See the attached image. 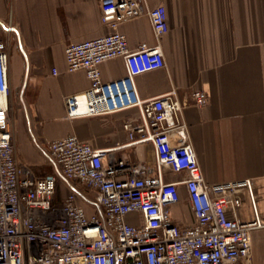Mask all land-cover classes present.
Listing matches in <instances>:
<instances>
[{"label":"built area","instance_id":"1","mask_svg":"<svg viewBox=\"0 0 264 264\" xmlns=\"http://www.w3.org/2000/svg\"><path fill=\"white\" fill-rule=\"evenodd\" d=\"M144 14L160 40L169 30L162 4L101 0V20L111 30L66 46L67 71L85 70L90 87L67 96L65 103L70 118L138 107L143 124L125 126L131 139L151 129L144 139L153 142L155 167L108 156L72 134L47 142L55 173L42 177L16 155L10 53L0 24V264H240L251 257L252 231L264 226L260 218L246 222L238 216L241 189L253 197L251 181L207 183L187 140L184 102L174 90L150 100L139 94L136 76L164 66L162 46L142 42L130 50L127 34L118 27ZM115 57L124 59L126 74L105 81L100 65ZM192 97L199 106L208 101L203 90H194ZM165 167L184 175L166 182ZM62 183L69 192L59 198ZM76 185L98 192V200L83 204ZM180 185L194 215L187 226L176 224L170 212L180 201Z\"/></svg>","mask_w":264,"mask_h":264},{"label":"crops","instance_id":"2","mask_svg":"<svg viewBox=\"0 0 264 264\" xmlns=\"http://www.w3.org/2000/svg\"><path fill=\"white\" fill-rule=\"evenodd\" d=\"M165 7L169 30L160 40L144 14L119 25L130 50L142 42L160 44L164 66L136 76L142 99L173 90L184 102L181 118L187 140L196 152L207 183L249 179L253 197L241 189L238 216L264 221V0H147ZM0 24L8 41L10 76L27 82V115L21 136L15 134L21 164L37 176L55 173L46 150L49 141L76 135L108 156L155 167L156 153L147 126L129 136L125 125H142L141 110L132 107L100 116L67 115L65 98L90 87L86 71L68 72L65 48L72 42L110 32L101 20V0H0ZM15 61V64H14ZM105 81L126 74L122 57L100 65ZM56 71V72H55ZM203 90L208 101L199 106L192 92ZM180 141L181 135L173 132ZM39 159H36V155ZM166 182L183 173L164 168ZM156 173V172H155ZM68 189L62 183L61 190ZM81 202L98 200V192L76 185ZM171 207L179 226L194 222L187 190ZM240 264H264V226L252 231V254Z\"/></svg>","mask_w":264,"mask_h":264},{"label":"rangeland","instance_id":"3","mask_svg":"<svg viewBox=\"0 0 264 264\" xmlns=\"http://www.w3.org/2000/svg\"><path fill=\"white\" fill-rule=\"evenodd\" d=\"M15 64V61H14ZM27 82L18 79L15 75L11 78V90H10V105H11V122L14 132L21 136L22 122H25V117L27 115ZM17 155V152H16ZM36 159H39L37 154ZM18 158V155H17ZM19 160V158H18ZM19 163L21 164L20 160ZM35 172V171H34ZM68 193V189L64 187V190H59L57 192L59 198L65 196ZM90 208V206H89ZM91 209V208H90ZM135 222H138L136 215L134 214Z\"/></svg>","mask_w":264,"mask_h":264}]
</instances>
